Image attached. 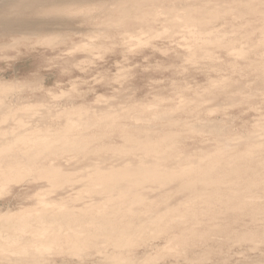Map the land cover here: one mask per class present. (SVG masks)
<instances>
[{
	"label": "rangeland",
	"instance_id": "rangeland-1",
	"mask_svg": "<svg viewBox=\"0 0 264 264\" xmlns=\"http://www.w3.org/2000/svg\"><path fill=\"white\" fill-rule=\"evenodd\" d=\"M0 84L10 88L0 93V106L4 104L0 108V144L3 139L17 138L9 148L20 154L17 146H31L32 153L40 133L57 138L65 126H71L74 134L65 130L73 137L71 147L64 145L69 150L63 148L64 143L63 149L57 148L61 147L59 141L44 151L46 158L54 150L50 157L55 159L39 157L35 164L31 159L34 168H29L26 158L28 167L25 163L16 166L21 167L20 177L24 174L20 180L16 167L9 171L16 179L8 182L9 177L0 176V264H264V0H0ZM24 132L28 134L24 136ZM20 134L28 139L35 134L34 142L24 138L28 145L24 140L26 145L21 140L22 144L17 143L18 138L23 139ZM132 135L136 143L131 141ZM144 136L151 143L156 141L152 144H157L158 153L141 148L138 142L145 141ZM75 143L81 149L85 146L84 152ZM205 154L211 159L218 154L219 159L213 160L215 165L221 164L219 170ZM164 155L169 157L164 160ZM187 156L191 158L186 160ZM161 157V164L166 162L173 170L176 166L179 170L181 162L187 169L186 163L194 158L192 166L194 162L204 165L199 173L194 171L197 177L207 172L204 178L209 174L213 182L227 174L229 178V172L242 164L240 170L245 172L238 171L242 173L236 174L237 182L226 177L224 182L220 180L222 185L219 180L214 182L217 186L209 180L213 184L208 187L205 180L209 177L200 178L203 183L197 177L192 179L196 174L190 171V164L187 176L194 177L184 179H192L200 188L206 183L203 187L212 193L218 188L214 193H223L218 196L222 199L238 193L235 201L230 197L231 202H239L236 198L240 197L246 204L233 208L235 203L215 199L214 193V200H209L211 192L203 193L208 188L197 187L198 193L190 181L181 186L184 179L143 185L123 180L120 188L143 199V204L128 202L131 195L121 198L91 175L94 165L125 171L142 161L146 166L159 164ZM199 157L213 166L203 160L200 165ZM22 158H18L20 163L25 162ZM3 162L0 174L3 169L8 171ZM36 165L47 172L57 165L70 180L44 179V169L40 172ZM24 166L31 173L26 168L22 174ZM252 167L257 171L251 172ZM209 168L223 176L219 178L217 172H212L216 177L211 176ZM54 181H59L58 186ZM69 205L77 212L92 207L111 215L126 210L122 206L130 207L126 213L132 216L122 213L117 217L118 224L130 222L128 246L115 245L101 233L92 236L87 245L77 244L78 248L65 241L30 246V231L16 226L22 212L32 211V216L44 210L46 216L60 215ZM10 222L22 233L14 232L15 227L10 231ZM7 223L10 226L2 225ZM85 225L94 229L92 223ZM82 235L81 241L89 237L86 232Z\"/></svg>",
	"mask_w": 264,
	"mask_h": 264
},
{
	"label": "bare ground",
	"instance_id": "bare-ground-1",
	"mask_svg": "<svg viewBox=\"0 0 264 264\" xmlns=\"http://www.w3.org/2000/svg\"><path fill=\"white\" fill-rule=\"evenodd\" d=\"M33 2V1H32ZM28 3H30V2H28ZM27 3V4H28ZM33 3H35V2H33ZM34 5V4H33ZM29 8V7H28ZM32 8V7H31ZM52 9V8H51ZM48 10V9H47ZM55 10V9H54ZM11 28V27H10ZM22 28V27H21ZM23 29V28H22ZM41 29V28H40ZM39 29V30H40ZM39 30H37L38 31V33H37V35L39 34V32L41 31H39ZM13 32H15L14 30H12ZM11 31V32H12ZM37 31H35V32H37ZM11 32H9L8 31V34L9 33H11ZM34 34V33H33ZM41 34V33H40ZM36 35V34H35ZM23 38H25V36H23ZM16 39V38H15ZM17 40V39H16ZM29 40V39H28ZM42 41H43V39H42ZM11 85V84H10ZM13 87H15V86H13ZM10 88H9V85H2V84H0V93L2 92H4V91H7V90H9ZM4 94V93H3ZM1 95V94H0ZM1 99V98H0ZM2 100V99H1ZM2 102V101H1ZM3 105L4 104H2V106H0V108H2L3 107ZM6 105V104H5ZM105 118V117H104ZM109 118V117H108ZM104 120V119H103ZM106 121V120H105ZM112 122V121H111ZM97 123V122H96ZM99 124V123H98ZM64 125V124H63ZM110 125V124H109ZM62 129L64 128L63 126H60ZM66 128L63 130V134H61L62 136H58L57 138H52V134L50 135L51 136V138L50 139H48L47 138V136H44V134L43 135H41L42 133H40V135H38L36 132V135H38V137H36L35 136V134L33 135V137L35 136V141L38 143V141H39V143L41 142H43L42 143V146L40 145H38L37 143L35 144V145H32V144H34V143H31V145L34 147L33 148V150H35V148L38 150V151H34L33 152V150H32V153L30 152V150H31V146L29 147V146H27L28 148H26V147H22V148H18V146L17 145H15V146H17L16 147V149H18L19 151H20V154H18V153H16V152H18L17 150H15L14 151V149L15 148H9V145L10 144H13L14 142H16L17 141V138H14L13 140L12 139H3L2 141H1V143L2 144H0V157L2 158H5V159H1L0 158V160H1V162L2 161H5V162H3L4 163V165H5V167L7 168V170L8 171H6L5 169H3V168H1V169H3V171H1L2 173L0 174V176L1 177H3V179H5V178H8V179H5V181H10V179L12 178H14V179H16V177H12V175L14 176V174H10V170L12 171V169H14L15 170V167L17 166V167H19L20 165H23L22 163H25V165H26V158L28 159L27 161L28 162H30V164L31 165H28L29 166V168H30V166L31 167H33V165H32V160L31 159H33V161H34V159L35 158H37V159H39V157H44L45 155H44V151L46 152V150H49V146H50V144H52L53 142L55 143H59V141H62V142H60L61 143V147H57V148H61V149H63V148H65L64 147V145L66 146L67 144V147L68 146H70L71 144H70V142H73V141H69V140H71L73 137H72V135H74L73 134V132H71L72 131V127L70 126L69 128L67 127V126H65ZM70 128H71V131H70ZM28 130V129H27ZM60 130V132H62V130L61 129H59ZM59 130H58V133H56L57 135L58 134H60L59 133ZM65 130L66 131H70L71 132V137L72 138H69L70 136V134L69 135H67L66 133H65ZM139 131V130H138ZM28 132V131H27ZM39 132V131H38ZM69 132V133H70ZM20 133V132H19ZM31 133H33L32 132V130H31ZM31 133L29 134V135H31ZM135 133V132H134ZM22 134V133H21ZM20 134V135H21ZM25 134H28V133H25L24 132V136H25ZM65 134H66V136L68 137V139H66L67 137L65 136ZM130 134V132L129 133H127V136ZM146 134V133H145ZM149 134V133H148ZM19 135V137H21ZM54 135V134H53ZM138 135V134H137ZM56 136V135H55ZM129 136H131V135H129ZM129 136H128V138H129ZM146 136V135H145ZM144 136V137H145ZM168 136V135H167ZM162 137L164 140H166L168 137ZM23 137V136H22ZM30 137H32V136H30ZM32 137V139H34ZM60 137V138H59ZM66 137V138H65ZM86 137V136H85ZM89 137H90V135H89ZM132 137H133V135H132ZM141 137V136H140ZM144 137H143V139H144ZM7 138V137H6ZM24 138L27 140L28 139V137L26 138V137H23V139H19L18 138V142L17 143H20V144H22V142H23V145H26V144H24ZM65 138V139H64ZM79 138V137H78ZM82 138V137H81ZM91 138V137H90ZM99 138V137H98ZM134 138V140H131V141H135L136 139H135V137H133ZM146 139H145V141H140L139 139V141L140 142H138V140H137V142H138V144H140V146H142L141 148H145V150L147 151V152H149V151H151V153L154 151V153L156 152V150H158V148L157 149H155L154 148V145H156L157 146V144H152V143H155L156 141H153L152 143H151V141H149L148 139H147V137H145ZM161 138V139H162ZM166 138V139H165ZM29 139H31V138H29ZM28 139V142H30L31 140H29ZM38 139V140H37ZM52 139V140H51ZM130 139H132V138H130ZM142 139V138H141ZM142 139V140H143ZM163 139H162V141H163ZM22 141V142H19V141ZM24 140V141H23ZM73 140V139H72ZM76 140V139H75ZM78 140V139H77ZM85 140V139H84ZM146 140H148V141H146ZM151 140V139H150ZM33 141V140H32ZM31 141V142H32ZM89 141V140H88ZM93 141H94V138H93ZM26 142V141H25ZM34 142V141H33ZM78 142V141H77ZM79 142H80V140H79ZM90 142V141H89ZM27 143V142H26ZM40 143V144H41ZM62 143H64L63 144V148H62ZM66 143V144H65ZM84 145H86V142L84 141ZM135 143H136V141H135ZM16 144V143H15ZM29 143H27V145H28ZM83 144V143H82ZM39 147H38V146ZM46 145V146H45ZM53 145V144H52ZM51 145V146H52ZM56 145V144H55ZM79 145H81V144H79L78 143V146ZM93 145V144H92ZM13 146V145H12ZM14 146V147H15ZM73 146V145H72ZM77 146V143H75V147ZM76 147V148H79V149H81L80 147ZM82 146V145H81ZM108 146V145H107ZM221 146V145H220ZM219 146V147H220ZM11 147V146H10ZM20 147V146H19ZM44 147V148H43ZM54 148H56L55 146H53ZM65 148V150L66 149H68V148ZM71 147V146H70ZM69 147V148H70ZM74 147V146H73ZM75 147L73 148V149H75ZM83 147H85V146H83ZM82 147V149H85V148H83ZM91 147V146H90ZM105 147V146H104ZM110 147V146H109ZM218 147V148H219ZM87 148H89L88 146H87ZM92 148V147H91ZM140 148V149H141ZM255 148V147H254ZM13 151H12V150ZM71 149V148H70ZM73 149H71V150H73ZM81 149V150H82ZM109 149V148H108ZM53 150V149H52ZM58 150V149H57ZM65 150H62L63 152L65 151ZM69 150V149H68ZM67 150V151H68ZM87 150V149H86ZM94 150H97V149H94ZM220 150V149H219ZM255 150V149H254ZM10 151H12V153H10ZM51 151V150H50ZM54 151V150H53ZM53 151H51L52 153H53ZM55 151H56V149H55ZM59 151H61V150H59ZM75 151H77V150H75ZM22 152V153H21ZM51 152L50 153H47V154H49V157H50V154H51ZM58 151H56V153H57ZM81 152V151H80ZM82 152H84L83 150H82ZM205 152H207V151H205ZM215 152H217V150L215 151ZM251 152V151H250ZM62 153V152H61ZM69 153V152H68ZM71 153V152H70ZM79 153V152H78ZM156 153H158V152H156ZM221 152H219V154H220ZM253 153V152H252ZM76 154V153H75ZM82 154H84V153H82ZM251 154V153H250ZM54 155L55 156H57L55 153H54ZM209 155V154H208ZM207 155V156H208ZM59 156V155H58ZM57 156V157H58ZM67 156V155H66ZM165 156V155H164ZM163 156V157H164ZM168 155H166L163 159L165 160V158L167 157ZM191 156V155H190ZM194 156V155H193ZM193 156H191V157H193ZM204 156V155H203ZM207 156H206V154H205V157L207 158ZM211 156V155H210ZM220 156H223L222 155V153H221V155H219V157ZM22 157H25V162H22V160H21V163L19 162V160L20 159H23ZM49 157H47L46 156V158H49ZM52 157V156H51ZM50 157V158H51ZM169 157V156H168ZM188 157L189 156H187L186 158V160H189L191 157H189V159H188ZM198 157V156H197ZM209 157V156H208ZM212 157V156H211ZM214 157V156H213ZM213 157H212V159L209 157V158H207V159H210V161L211 160H213ZM215 157H218V154H217V156H216V154H215ZM215 157H214V160H215ZM219 157L217 158V159H219ZM12 158H15L14 160H16V158H17V161L18 162H15V161H13L12 160ZM18 158H20V159H18ZM45 157H44V159H46ZM53 159H55L54 157H52ZM200 158V157H199ZM197 159V160H203L204 158L202 157V158H200V159ZM221 158V157H220ZM227 158V157H226ZM9 159H11L12 161H9ZM42 159L43 158H41V161H42ZM160 159V162H159V164H161L162 163V161H163V159H162V157L161 158H159ZM167 159V158H166ZM216 159V160H217ZM223 159V158H222ZM29 160H31V161H29ZM169 160H170V158H169ZM186 160H185V163H186ZM193 160H194V158H193ZM193 160H191L192 162H193ZM196 159H195V161H197ZM214 160L212 161L213 162V164L215 165V163H214ZM250 160V159H249ZM24 161V160H23ZM40 161V162H41ZM157 161H159L158 160V158H157ZM187 162L186 164H187V169L185 168V165L184 164H182V163H184V162H181V166L182 167H184V169L181 167V166H179V167H181V168H179V170H178V166H176L177 167V169H172V168H170L171 166H169V168L166 166V165H168L166 162V165H165V163L163 162V164H161V166L158 164V162H156V163H152L151 165H147L146 166V164H142L143 163V161H142V163H141V165H139V166H137L136 168H134L133 170H128V169H124L125 171H115V169L113 168V167H109V168H104V167H99V166H96V165H94L95 167L94 168H96L94 171L92 170V172H91V175L93 176V178H94V180H96V181H99L101 184H104V185H108L109 187H107V190H115V191H117L118 192V194L121 196V198H126L128 195L130 196L131 195V197H128V198H126V199H129V200H127L128 202H135V201H137L138 203H142L143 202V199L141 198V197H137V195L135 196V195H133V193L130 191V190H125V189H123V188H120L119 187V185H121V181H123V180H126V181H128V180H131L135 185H143L145 182H147V181H154V182H161V183H166V182H171V180H176V182L177 181H179V179H184V177L186 178H188V176H190V173L188 174V176H187V173H188V168H190V171H193V174H196V176H195V178H192V176L194 177V175L193 174H191L192 176H190L189 178H192V179H200V178H203L204 180L206 179V178H210V176H209V174H208V176L206 177V178H204V174L203 173H205V172H203L202 173V175H199V176H203V177H197L198 176V169H199V167H201V168H203V162L205 161V163H207V161H209V160H203V162L202 161H200L201 163H200V165L202 164L203 166H196L197 164H194L193 163V166H192V164H190V163H192V162ZM199 161H197V162H199ZM221 161V160H220ZM220 161H218V162H220ZM224 162H225V160H223ZM0 162V166L2 167V163ZM28 162H27V164H28ZM145 162V161H144ZM168 162V161H167ZM196 162V163H197ZM217 162V163H218ZM237 162V161H236ZM241 162H243V161H241ZM36 163V161H34V164ZM37 163L39 164V162L37 161ZM42 163V165H43V162H41ZM146 163V162H145ZM204 163V164H205ZM220 163H222V162H220ZM227 163H229V162H227ZM226 163V164H227ZM238 163V162H237ZM37 164V165H38ZM92 165V167H93V163H91ZM177 164V163H176ZM188 164H190L191 166L189 167V165ZM212 163L210 162V164H205V165H210L211 167L213 166V164L211 165ZM225 164V165H226ZM231 164V163H230ZM233 164H235V163H233ZM3 165V166H4ZM37 165H36V167H37ZM162 165H165L163 168H162ZM171 165V164H170ZM180 165V164H179ZM217 165L219 166V164H216L215 166H214V168L215 167H217ZM240 165V164H239ZM242 165V164H241ZM241 165L239 166L240 167V169H241ZM27 166V165H26ZM27 166V167H28ZM35 166V165H34ZM45 168L48 166V165H46L45 163H44V165H43ZM43 166L41 167V166H39V167H37V168H39V171H40V168H41V171H43L42 169H44V172L41 174V175H43L42 177L44 178V179H46L45 177H47V179H49V178H51V179H55V180H61L62 182L64 181L63 179H65V181H68V180H70V179H68V177H66V176H68L67 174L68 173H65V175H64V173H62V172H64V171H60L58 168H59V166H57V165H54L53 167L54 168H52V166L49 168V169H52V170H48V172H47V170H45V168H43ZM50 166V165H49ZM103 166V165H102ZM220 166H221V164H220ZM219 166V167H220ZM224 166V165H223ZM229 166H231V165H229ZM236 166V165H235ZM235 166H233V168H235ZM4 167V168H5ZM17 167H16V169H17ZM26 167V168H27ZM35 167V168H36ZM57 167V168H56ZM106 167H107V165H106ZM165 167H167V168H165ZM174 167H175V165H174ZM175 167V168H176ZM210 167V168H211ZM219 167H217V169L219 170ZM226 167V166H225ZM236 167H238V165L236 166ZM23 168H25V166L23 167ZM26 168H25V170L23 169L22 170V174H23V171H26ZM34 168V167H33ZM32 168V170L33 171H36V172H39V171H37L38 169H33ZM48 168V167H47ZM61 168V167H60ZM209 168V169H210ZM227 168V167H226ZM225 168V169H226ZM229 168V167H228ZM232 168V169H233ZM250 168V167H249ZM20 170H21V167L19 168ZM19 169H17V171L19 170ZM28 169V168H27ZM93 169V168H92ZM183 169V170H182ZM205 169H206V167H205ZM205 169H201V171L203 170V171H206ZM213 169V168H212ZM212 169H210V171L212 170ZM216 169V170H217ZM222 169H224V167L222 168ZM239 168H238V170L236 169V170H234L233 169V171H235V173L231 170V168H229V171L231 172H229L228 171V169H227V171L229 172V178H233V179H235L236 177H237V175H240L243 171L242 170H240ZM251 169V168H250ZM19 170V175L17 174L18 172H16V174L18 175V177H19V180H20V178L22 177H24V174H23V176L21 175V177H20V171ZM62 170V169H61ZM185 170H187V171H185ZM200 170V169H199ZM211 171V176H213V174L215 173V172H217V176H218V174H219V178H221L220 177V175L222 174L221 172L220 173H218V171ZM254 169H253V167H252V170H251V172L253 171ZM28 171V173H31L30 171H31V169H28L27 170ZM40 171V172H41ZM194 171L195 172H198V173H194ZM208 171V170H207ZM221 171V170H220ZM226 170H225V172H227ZM237 171V172H236ZM238 171H242L241 173H239ZM255 171V170H254ZM257 171V170H256ZM255 171V172H256ZM15 172V171H14ZM209 172V171H208ZM212 172H214V173H212ZM222 172H224L223 170H222ZM227 172V173H228ZM236 175L237 173H239V174H237L236 176H234V174ZM245 172V171H244ZM247 172H248V170H247ZM246 172V173H247ZM11 175V177H10V175ZM207 173V172H206ZM205 173V176L207 175ZM227 173H225V174H227ZM262 173V172H261ZM15 174V175H16ZM26 174H27V172H26ZM33 174H34V172H33ZM39 173L38 174H36L37 176L38 175H40ZM214 174V175H215ZM231 174V175H230ZM233 174V175H232ZM248 174V173H247ZM253 174V173H252ZM258 174V173H257ZM27 175H29V174H27ZM35 175V176H36ZM41 175H40V177H39V179L41 178L42 179V177H41ZM216 175H215V177H216ZM243 175H245V174H243ZM32 176V175H31ZM71 176V175H70ZM227 178H228V174L227 175H225ZM231 176H234V177H231ZM242 176V175H241ZM247 176V175H246ZM248 176H250V174L248 175ZM66 177V178H65ZM197 177V178H196ZM225 177V178H226ZM252 176H250V178H251ZM260 177V176H259ZM264 177V176H263ZM69 178H71V177H69ZM90 178V177H89ZM224 178V176H223V179H225ZM226 178V179H227ZM228 178V179H229ZM239 178V177H238ZM244 178V177H243ZM11 179V180H12ZM13 179V180H14ZM38 179V178H37ZM51 179H49V180H51ZM67 179V180H66ZM91 179H92V177H91ZM191 179V180H192ZM213 179L214 178H210V179H208V180H205L206 182L208 181L209 183H208V187H211L212 186V184L215 182H217V180H219L217 177H216V181H214L213 182ZM222 179V178H221ZM220 179V180H221ZM222 179V180H223ZM225 179V180H226ZM240 179V178H239ZM238 179V180H239ZM254 179V178H253ZM253 179H250V181L252 182V183H250L249 181V183L250 184H253ZM18 180V181H19ZM181 180V181H182ZM191 180H188L187 179V181L184 179V181H182L183 182V184L181 185V186H183L184 185V183H185V181L186 182H188V181H190V183L192 182V187L193 186H195V185H193V182L194 181H191ZM209 180H212V182L211 181H209ZM219 180V182H217V183H219L220 184V182L222 181H220ZM246 180H248V179H246ZM264 180V179H263ZM52 181V180H51ZM59 181H57L58 182V184H59ZM172 181V182H173ZM181 181L179 182L180 184H181ZM196 181V180H195ZM198 182L200 181L201 182V179L200 180H197ZM228 181L229 180H227V181H225V184H226V182L228 183ZM232 181V180H231ZM230 181V182H231ZM235 181L237 182V178L235 179ZM255 181V180H254ZM197 182V183H198ZM223 182H224V180H223ZM247 182V183H248ZM260 182H262V181H260ZM54 183L58 186V184L54 181ZM65 183V182H64ZM188 184V185H190V189H191V191H192V187H191V184ZM196 183V182H195ZM194 183V184H195ZM196 183V184H197ZM201 183H203V181L201 182ZM212 183V184H211ZM214 183V184H215ZM233 183L234 182H232L231 184L233 185ZM256 183V182H255ZM61 184V183H60ZM179 184V185H180ZM187 184V183H186ZM185 184V185H186ZM205 185H206V183H204ZM210 184H211V186H210ZM2 185V184H1ZM188 185H186V186H188ZM199 185V184H198ZM200 185H202V184H200ZM205 185H202L201 186V188H200V186L198 187V186H195V188L197 189V190H195V191H197L198 192V188H200V189H203L204 187L203 186H205ZM216 186H217V184H215ZM215 185H214V187H215ZM220 185H222V182H221V184ZM220 185H219V188H220ZM223 185H224V183H223ZM62 186V185H61ZM180 186V187H181ZM229 186V185H228ZM260 186V185H259ZM258 186V187H259ZM1 187V186H0ZM179 187V188H180ZM184 187V186H183ZM198 187V188H197ZM208 187H205L204 189H206V188H208ZM213 187V188H214ZM226 187V186H225ZM246 187V186H245ZM248 187H249V185H248ZM252 187H253V185H252ZM255 187V186H254ZM119 188V189H118ZM230 188H232V187H230ZM257 188V187H256ZM200 189H199V191H200ZM212 189V188H211ZM216 189H218V188H214V189H212V190H214V192L216 191ZM221 189V188H220ZM219 189V190H220ZM234 189V188H233ZM254 189V188H253ZM178 190V189H177ZM181 190V189H180ZM230 190V189H229ZM261 190V189H260ZM218 191V190H217ZM222 191V190H221ZM219 192V193H222V192ZM233 191V190H232ZM110 192V191H109ZM190 192V191H189ZM209 192H211V190L208 188V190H207V193H205V192H203L204 194H208ZM213 192V193H214ZM230 193H232L231 191H229ZM196 193V192H195ZM194 192H193V194H195ZM199 193V192H198ZM202 192L200 191V194H201ZM213 193L211 192L210 193V196H209V200L210 199H212V197H211V195H213ZM228 193V192H227ZM226 193V194H227ZM203 194V195H204ZM214 194H217V193H214ZM233 194H234V191H233ZM232 194V195H233ZM196 195V194H195ZM209 195V194H208ZM220 194H217V196H215V199H216V197L220 200V199H222V198H219L220 196H222L223 195V193H222V195H220ZM225 195V194H224ZM228 195V194H227ZM226 195V196H227ZM236 195H238V193L236 194ZM235 195V196H236ZM264 195V194H263ZM199 196H201V195H199ZM206 196V195H205ZM219 196V197H218ZM234 196V195H233ZM233 196H227V197H229V200H227L228 198H224V199H226L225 201H232L231 200V198L230 197H232V199H233V201H235L234 199H235V196H234V198H233ZM239 196V195H238ZM194 197V196H193ZM198 197V196H197ZM200 198V197H199ZM203 198V197H202ZM201 199V198H200ZM224 199H222V200H224ZM239 199V200H238ZM236 198V200L237 201H239V202H237L238 203V205H237V203L236 202H234L236 205L233 207V208H237V207H239L240 208V204H241V202H242V204H243V206H244V201H243V199L242 198ZM242 201H241V200ZM125 200V199H124ZM199 200V199H198ZM206 201H208V199H205ZM212 200H214V197H213V199ZM108 201V200H107ZM126 201V200H125ZM204 201V200H203ZM218 201V200H217ZM216 200H215V202H213V203H216L217 202ZM209 202V201H208ZM211 202V201H210ZM220 202V201H219ZM103 203H105V201L103 202ZM203 203V202H202ZM207 203V202H206ZM206 203H203V204H206ZM212 203V202H211ZM226 203V202H225ZM231 203H233V202H231ZM233 203V204H234ZM240 203V204H239ZM143 204V203H142ZM222 204H224V203H222ZM229 204V203H228ZM246 204V203H245ZM105 205H107V203H105ZM214 205V204H213ZM230 205H232V204H230ZM230 205H227V206H230ZM62 206H64V204L62 205ZM66 206V205H65ZM70 206V207H69ZM68 207H66L67 209L65 210V211H61L62 213L60 214V215H58L59 213H57V215H56V213L55 214H53L52 216H51V214H50V216H46L45 215V213H44V210H43V212H41V213H35L34 215H30V213L32 212L30 209V211L31 212H28L27 214L28 215H30V217L28 218V215L26 214V212H22V213H25V215H27V218L26 217H24L25 215L24 214H20V215H24L23 217H21L20 215V217H21V219L20 220H18L20 217L19 216H17V219H16V221L18 222V221H20V222H18V224H16L14 221H13V219H12V222L14 223V224H16V226L18 227V229L19 230H21L22 229V231L23 230H26V232H27V230H29L30 231V233H31V237L32 238H30V240H27V241H31L30 242V246H36V245H40V247H42V246H48V244H49V242L51 241H53V242H59V241H63L62 243H73L74 245H76L77 246V244L79 245V247H80V245H84V244H88V243H90L91 242V240H92V236H95L97 233H101V234H103V235H105V236H108L107 238H109V239H112V240H114V241H112V242H114L115 243V245H126V246H128L127 245V242H128V239H126L127 238V236H128V234H129V232H130V228H131V226H130V222L127 224V223H122V224H118L117 222H119L118 220H117V217H120V216H122V213H124L126 216H132V214H130V213H126V210L128 209H130V207H123L122 206V208H124V209H126V210H120V212H118V213H115V215H111V214H105V213H102V210L101 209H95V208H92V207H82L81 209H80V211L79 212H77V211H75V208L74 207H72L71 205H69ZM202 206V205H201ZM209 206H211L210 205V203H209ZM222 206V205H221ZM237 206V207H236ZM242 206V205H241ZM250 206V205H249ZM203 207V206H202ZM206 207V206H205ZM216 207H217V205H216ZM223 207H224V205H223ZM246 207V206H245ZM177 208V207H176ZM201 208V207H200ZM204 208V207H203ZM209 208V207H208ZM227 208V207H226ZM247 208V207H246ZM254 208V207H253ZM78 209V208H77ZM175 209V208H174ZM215 209V208H214ZM243 209V208H242ZM242 209H237V210H242ZM249 209V208H248ZM252 209V208H251ZM257 209V208H256ZM262 209H263V207H262ZM199 210V209H198ZM203 210V209H202ZM209 210H210V208H209ZM221 210V209H220ZM219 210V211H220ZM232 210V209H231ZM247 210V209H246ZM260 210V209H259ZM25 211H26V209H25ZM170 211H172V210H170ZM194 211V210H193ZM210 211H212V210H210ZM218 211V212H219ZM233 211H234V209H233ZM243 211H245V210H243ZM39 212V211H38ZM167 212V211H166ZM175 212H176V210H175ZM178 212V211H177ZM214 212V211H213ZM224 212V211H223ZM235 212V211H234ZM242 212V211H241ZM255 212V211H254ZM263 212V211H262ZM6 213V212H5ZM46 213H47V211H46ZM190 213V212H189ZM197 213H199V212H197ZM216 213V212H215ZM220 213V212H219ZM16 214V213H15ZM31 214H33V213H31ZM171 214V213H170ZM169 214V215H170ZM7 215H9L10 216V214H7ZM7 215H5V216H7ZM48 215H49V213H48ZM125 215H123V216H125ZM174 215H176V214H174ZM173 215V216H174ZM182 215L183 216H185V214H184V212L182 213ZM186 215H192V213L191 214H186ZM217 215V214H216ZM220 215V214H219ZM5 216H4V219H6L5 218ZM12 216V215H11ZM16 216V215H15ZM19 217V218H18ZM127 217V218H128ZM165 217V216H164ZM180 217V216H179ZM182 217V216H181ZM186 217V216H185ZM192 217V216H191ZM9 218V217H8ZM7 218V219H8ZM10 218H12V217H10ZM22 218H23V220L24 221H21L22 220ZM170 218V217H169ZM182 218H184V217H182ZM3 219V220H4ZM181 219V218H180ZM215 219V218H214ZM213 219V220H214ZM11 220V219H10ZM15 220V219H14ZM160 220V219H159ZM211 220V219H210ZM90 221V222H89ZM184 221V220H183ZM1 222H2V220H1ZM6 222H7V220H6ZM8 222H9V220H8ZM85 222L87 223V224H89V223H92V224H94L93 226H94V229H92L91 231H90V229L89 228H87L88 226L87 225H85ZM89 222V223H88ZM126 222V221H125ZM152 222V221H151ZM154 222H155V220H154ZM4 223V222H3ZM153 223V222H152ZM157 223V222H156ZM10 225H12V223L10 222L9 223ZM2 225H5V226H10V225H8V223H7V225L6 224H2ZM132 225V224H131ZM149 225V224H148ZM170 225V224H169ZM87 226V227H86ZM171 226V225H170ZM3 227V226H2ZM11 227V228H10ZM9 228H10V231H11V229H13V227H15V226H10ZM17 227H15L14 228V232L15 231H17ZM87 229H86V228ZM3 228H5V227H3ZM7 228V227H6ZM168 228H169V226H168ZM16 229V230H15ZM9 230V229H8ZM7 230V231H8ZM17 231L18 233L20 232V233H22V231ZM28 231V232H29ZM132 231V230H131ZM14 232H13V234H14ZM16 232V233H17ZM87 233V235H89V237L88 238H86V239H84L83 241H81V237L83 236L82 234H84V233ZM133 232V231H132ZM198 232V231H197ZM15 233V234H16ZM17 233V234H18ZM19 233V234H20ZM201 233V232H200ZM7 234V233H6ZM12 234V233H11ZM24 234V233H23ZM27 234V233H26ZM189 234V233H188ZM197 234V233H196ZM25 235V234H24ZM24 235H21V236H24ZM28 235V234H27ZM102 235V236H103ZM205 235V234H204ZM15 236L16 235H14V238H15ZM21 236H20V238H21ZM101 236V235H100ZM180 236V235H179ZM185 236V235H184ZM192 236V235H191ZM8 237V236H7ZM6 237V238H7ZM9 237H11V235L9 236ZM13 237V236H12ZM27 237V236H26ZM16 238H18V237H16ZM19 238V239H20ZM25 238V237H24ZM23 237H22V240L24 239ZM180 238V237H179ZM12 239V238H11ZM183 239H184V237H183ZM15 240V239H14ZM13 240V241H14ZM17 241H19L18 239H16ZM16 240H15V242H16ZM21 240V239H20ZM48 240V241H47ZM177 240V239H176ZM65 241V242H64ZM88 241H90V242H88ZM180 241V240H179ZM185 241V240H184ZM14 242V243H15ZM29 242L27 243V245L29 244ZM88 242V243H87ZM12 243V242H11ZM48 243V244H47ZM13 244V243H12ZM18 244V243H17ZM19 244H20V242H19ZM26 244V243H25ZM33 244V245H32ZM129 245H130V243H128ZM26 245V246H27ZM23 246V245H22ZM64 246V245H63ZM75 246V247H76ZM16 247H18V246H16ZM28 247V246H27ZM37 247V246H36ZM39 247V248H40ZM117 247H119V246H117ZM15 248V247H14ZM77 248H78V246H77ZM16 249V248H15ZM25 249V250H24ZM17 250V249H16ZM15 250V252H17ZM22 250V249H21ZM19 251V250H18ZM23 251H27L26 250V248H24V246H23ZM27 252H29V251H27ZM122 255V254H121Z\"/></svg>",
	"mask_w": 264,
	"mask_h": 264
}]
</instances>
